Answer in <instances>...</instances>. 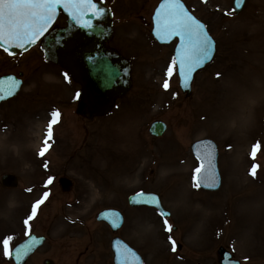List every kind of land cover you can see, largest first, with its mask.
I'll return each mask as SVG.
<instances>
[{
    "label": "rangeland",
    "instance_id": "1",
    "mask_svg": "<svg viewBox=\"0 0 264 264\" xmlns=\"http://www.w3.org/2000/svg\"><path fill=\"white\" fill-rule=\"evenodd\" d=\"M104 1L113 11L108 46L130 61L132 86L103 118L76 115L79 86L45 61L40 45L14 58L0 50V76L21 73L23 80L19 95L0 105V178L9 173L19 180L14 190L0 184V264H12L3 241L11 237V251L29 234L47 242L27 264H75L76 258L112 264L114 236L144 264H218L220 246L242 264H264V0H247L239 15L231 0H183L217 42L214 60L196 75L186 100L177 89L173 45L159 48L149 37L159 0ZM64 24L60 16L56 27ZM53 112L60 122L52 127L50 151L39 156ZM155 120L167 125L161 138L148 135ZM204 138L218 148L216 193L199 191L193 181L199 166L188 149ZM62 177L71 181L68 192L58 184ZM141 191L161 196L175 230L166 231L155 211L128 206L127 197ZM44 192L48 198L26 226L21 217L31 216ZM106 208L125 217L117 233L95 221ZM172 241L181 249L173 251Z\"/></svg>",
    "mask_w": 264,
    "mask_h": 264
},
{
    "label": "water",
    "instance_id": "2",
    "mask_svg": "<svg viewBox=\"0 0 264 264\" xmlns=\"http://www.w3.org/2000/svg\"><path fill=\"white\" fill-rule=\"evenodd\" d=\"M245 0L237 6L236 0H233L232 6L235 14H238L243 6ZM94 8H88L80 20L74 19L63 8H57V14L54 16L51 25L47 31L53 25V22L57 18L59 12H62L66 17V26L62 29H55L51 32L45 31L34 43L43 37L42 48L45 54L46 60L52 62L63 68L70 77L81 86L80 98L77 106V113L85 116L88 119L93 117H101L113 106V100L116 97L125 95L131 85L130 80V66L128 61L124 60L116 51L106 48L105 44L109 40L111 30V18L112 14L110 9L102 2H95ZM165 3V0L159 5V9L155 11L153 18L155 27L153 34L161 43H168L174 38L178 39V44L175 49V61L177 65V73L179 77V88L186 96L190 95L192 77L195 72L205 66L213 56L214 46L210 53V58L205 60L203 64L196 67L186 79H182L179 74V56L182 43L177 36H166L163 32H159L157 27V13L163 14L164 10L161 9V5ZM185 8V7H184ZM102 10V14L98 17L93 15L97 10ZM186 10V9H185ZM187 11V10H186ZM91 22V27L83 26L85 21ZM205 31V29H204ZM159 32V34H158ZM206 32V31H205ZM46 34V35H45ZM45 35V36H44ZM32 44H25L22 47H9L8 51L12 54L21 52L32 46ZM213 45V42H212ZM5 49L6 45L0 44ZM13 79L11 77L0 80V102L15 96L18 92L19 82L16 86L12 84ZM165 131V125L162 122H153L149 128V133L152 136L159 137ZM194 156L201 162L200 172L196 176L198 186L206 190H216L219 187L220 181L218 178L216 168V149L215 144L209 140L195 142L191 145L190 149ZM210 175L215 177V184H208L204 181V175ZM2 186L15 187L17 181L15 177L5 175L1 179ZM61 185L65 188L68 183L65 180L60 181ZM131 206H152L157 208L162 215L167 216V213L163 212V209L159 205V201L154 194H137L131 196L128 199ZM99 221H104L110 226L112 231H116L122 223L121 217L113 211H104L97 215ZM43 238H35L30 236L26 241L18 245L12 251V258L16 264H23L29 254L33 250L37 249L42 244ZM111 249L114 252V264H142V260L138 254L126 246L118 238H115L111 242ZM21 249V255L19 260L16 259V249ZM218 255L222 258L219 261L221 264H238L237 262L230 261V256L223 249H219ZM49 264V263H47Z\"/></svg>",
    "mask_w": 264,
    "mask_h": 264
},
{
    "label": "snow or ice",
    "instance_id": "3",
    "mask_svg": "<svg viewBox=\"0 0 264 264\" xmlns=\"http://www.w3.org/2000/svg\"><path fill=\"white\" fill-rule=\"evenodd\" d=\"M237 6L242 0H236ZM93 0H0V44L6 45L5 51L9 47H22L25 44H32L40 36L47 31L54 16L57 14V8H63L76 20H80L88 8H94ZM164 10L163 14L157 13V27L159 32H163L166 36H177L182 43L179 56V74L182 79L187 76L198 66L210 58L212 51V40L204 31V25L190 15L184 8L180 0H165L161 5ZM102 14V10H97V17ZM91 27V22L86 20L84 25ZM158 32V34H159ZM176 61H173L175 64ZM173 68H168V75L171 76ZM67 78V77H66ZM164 88L169 87L168 81L165 80ZM2 98V97H0ZM52 119L48 123L47 132L45 134L44 145L39 155L43 156L48 150V141L52 138V127L57 123L59 117L58 112L51 114ZM256 147L254 146L252 158H255ZM47 166V165H45ZM256 165H253L250 174L255 176ZM196 172H200L197 168ZM208 184H215V177L205 174L203 177ZM52 179L49 178L47 184H51ZM47 186V185H46ZM49 193L44 192L43 197L38 200L32 207V214L24 221L27 226L37 212V209L48 198ZM165 229L172 231V227L168 221H164ZM11 237L3 241L4 256L11 255L9 251V242ZM173 251L176 250L175 241H172ZM21 249H16V259L19 260Z\"/></svg>",
    "mask_w": 264,
    "mask_h": 264
},
{
    "label": "flooded vegetation",
    "instance_id": "4",
    "mask_svg": "<svg viewBox=\"0 0 264 264\" xmlns=\"http://www.w3.org/2000/svg\"><path fill=\"white\" fill-rule=\"evenodd\" d=\"M79 254H81V253L79 252ZM78 259H79V258H78ZM78 259L76 258V263H75V264H78V263H77ZM42 261H43L42 264H44V263H45V259L42 260ZM52 264H53V263H52Z\"/></svg>",
    "mask_w": 264,
    "mask_h": 264
}]
</instances>
